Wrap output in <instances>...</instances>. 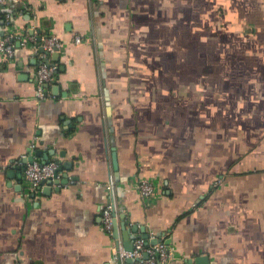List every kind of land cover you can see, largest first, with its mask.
<instances>
[{
    "label": "crops",
    "instance_id": "0c3cea01",
    "mask_svg": "<svg viewBox=\"0 0 264 264\" xmlns=\"http://www.w3.org/2000/svg\"><path fill=\"white\" fill-rule=\"evenodd\" d=\"M3 12L64 45L41 99L32 44L0 54V264H115L100 222L109 174L123 241L153 231L167 264H264V0H5ZM30 154L57 162L50 183L17 177Z\"/></svg>",
    "mask_w": 264,
    "mask_h": 264
},
{
    "label": "built area",
    "instance_id": "2783aa9c",
    "mask_svg": "<svg viewBox=\"0 0 264 264\" xmlns=\"http://www.w3.org/2000/svg\"><path fill=\"white\" fill-rule=\"evenodd\" d=\"M5 0H0L2 4ZM17 1V0H14ZM3 17V18H2ZM36 40L35 34L28 29L21 32L14 30L11 26V13L3 12L0 15V54L5 59H11L14 55L15 43L22 46L31 45L37 57L35 72V98L41 99L48 95L46 85L54 81L57 73V65L53 62L51 55L58 52L64 42L54 34L43 33ZM74 42H79L80 37L75 35ZM57 173V162L49 160L27 161L23 169V177L32 188L48 178H53ZM108 199L100 211V222L102 228L107 232L112 241V257L115 264H167L172 258V248L164 238L148 231L147 237L136 234L125 246L119 235L113 236L114 220L117 219L116 194L114 179L109 174L106 182ZM138 192L143 198H150L154 195L155 187L148 178H140L137 182ZM155 240L152 242L151 240ZM131 258L132 261H127Z\"/></svg>",
    "mask_w": 264,
    "mask_h": 264
},
{
    "label": "water",
    "instance_id": "95a60500",
    "mask_svg": "<svg viewBox=\"0 0 264 264\" xmlns=\"http://www.w3.org/2000/svg\"><path fill=\"white\" fill-rule=\"evenodd\" d=\"M35 154H39V153H38V152H35ZM33 158H34V157H33V154H30V155L27 156V157H23V158L21 159V163H20L19 165H16V168H17L16 174H17V177H18V178H21V170L23 169L25 163H26L27 161L33 160ZM46 161H49V160H48V156H47V154H44L43 157H42L41 162H46ZM46 180H47V182L50 183V182L52 181V178H48V179H46ZM42 182H43V181H42ZM38 188H39V187H38ZM43 191H44V190H43ZM113 223H114V229H113V233H112V235L115 237V236L118 235V233H117V228H116V220H114ZM141 235H142L143 237H147V234H146L145 232H143ZM151 241L154 242L155 240L153 239V240H151ZM127 242H128V241H124L125 246L128 245ZM166 242H167V240H166ZM204 260H205V256H202V255H198V256L195 258V261L198 262L197 264H200V261L203 262ZM127 261L131 262L132 259H131V258H128Z\"/></svg>",
    "mask_w": 264,
    "mask_h": 264
}]
</instances>
